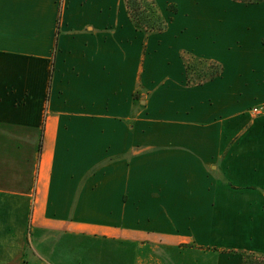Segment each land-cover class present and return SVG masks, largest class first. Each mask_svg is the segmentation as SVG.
<instances>
[{
	"label": "crops",
	"instance_id": "obj_1",
	"mask_svg": "<svg viewBox=\"0 0 264 264\" xmlns=\"http://www.w3.org/2000/svg\"><path fill=\"white\" fill-rule=\"evenodd\" d=\"M154 1L0 0V264L264 255V0Z\"/></svg>",
	"mask_w": 264,
	"mask_h": 264
},
{
	"label": "trees",
	"instance_id": "obj_2",
	"mask_svg": "<svg viewBox=\"0 0 264 264\" xmlns=\"http://www.w3.org/2000/svg\"><path fill=\"white\" fill-rule=\"evenodd\" d=\"M243 3L256 4L263 0H236ZM127 10L135 23V27L141 31H163L168 24L166 18L160 13L157 3L154 0H126ZM171 11L175 12L176 7H171ZM188 64L185 61L186 80L189 84H197L206 79L213 78L219 75L222 71V66L215 61H208V66L212 68L209 73H205V77L198 80H193L189 77ZM39 150H42V143L39 145ZM242 264H264V255L254 253H242Z\"/></svg>",
	"mask_w": 264,
	"mask_h": 264
},
{
	"label": "rangeland",
	"instance_id": "obj_3",
	"mask_svg": "<svg viewBox=\"0 0 264 264\" xmlns=\"http://www.w3.org/2000/svg\"><path fill=\"white\" fill-rule=\"evenodd\" d=\"M238 2H240V1H238ZM240 3H243V2H240ZM243 4H249V3H243ZM157 6H158V9L161 10L158 4H157ZM171 7H176V5L172 2L167 3L165 5L166 10L173 12L170 10ZM165 18L167 19V21H169L168 17H165ZM183 57H184V60L186 61V63L189 65L188 66L189 77L192 78L193 80H198V79L204 78L205 73H207V72L209 73V71L212 70V68L208 66V61H212V60L200 58V57H195V56L189 54L188 52L183 53ZM256 106L261 108L260 113H264V103H262L260 105L251 106L250 109L252 110V108L256 107ZM252 113H254V112L252 111ZM255 114H257V113H255ZM64 254L67 255L66 252ZM26 257L29 261V264L30 263L32 264L33 259L31 258L32 257L31 252L28 251ZM44 259L47 260L48 262H54L55 264H61L62 262L67 261L66 257H62V256L57 257L56 254L51 256V257L44 258Z\"/></svg>",
	"mask_w": 264,
	"mask_h": 264
},
{
	"label": "built area",
	"instance_id": "obj_4",
	"mask_svg": "<svg viewBox=\"0 0 264 264\" xmlns=\"http://www.w3.org/2000/svg\"><path fill=\"white\" fill-rule=\"evenodd\" d=\"M260 109H261V108H259V107L256 106V107H253V108H252V111H253L254 113H260V112H261Z\"/></svg>",
	"mask_w": 264,
	"mask_h": 264
}]
</instances>
